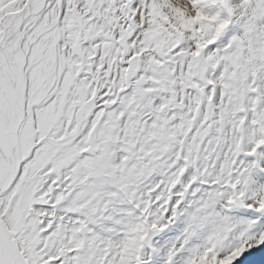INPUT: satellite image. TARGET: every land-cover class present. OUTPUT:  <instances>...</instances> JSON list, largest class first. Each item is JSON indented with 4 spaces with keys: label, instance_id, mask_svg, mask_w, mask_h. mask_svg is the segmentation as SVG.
<instances>
[{
    "label": "snow or ice",
    "instance_id": "snow-or-ice-1",
    "mask_svg": "<svg viewBox=\"0 0 264 264\" xmlns=\"http://www.w3.org/2000/svg\"><path fill=\"white\" fill-rule=\"evenodd\" d=\"M261 246L264 0H0V264Z\"/></svg>",
    "mask_w": 264,
    "mask_h": 264
},
{
    "label": "bare ground",
    "instance_id": "bare-ground-1",
    "mask_svg": "<svg viewBox=\"0 0 264 264\" xmlns=\"http://www.w3.org/2000/svg\"><path fill=\"white\" fill-rule=\"evenodd\" d=\"M236 264H264V246L246 252L243 260L237 261Z\"/></svg>",
    "mask_w": 264,
    "mask_h": 264
}]
</instances>
